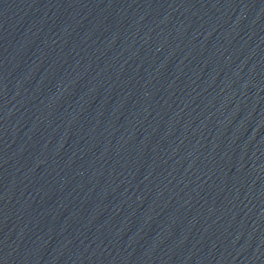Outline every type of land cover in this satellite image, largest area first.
<instances>
[{"label":"water","instance_id":"water-1","mask_svg":"<svg viewBox=\"0 0 264 264\" xmlns=\"http://www.w3.org/2000/svg\"><path fill=\"white\" fill-rule=\"evenodd\" d=\"M0 264H264V0H0Z\"/></svg>","mask_w":264,"mask_h":264}]
</instances>
